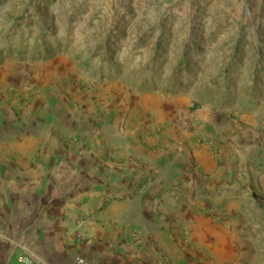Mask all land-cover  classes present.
I'll return each instance as SVG.
<instances>
[{
	"label": "rangeland",
	"instance_id": "rangeland-1",
	"mask_svg": "<svg viewBox=\"0 0 264 264\" xmlns=\"http://www.w3.org/2000/svg\"><path fill=\"white\" fill-rule=\"evenodd\" d=\"M0 64L37 86L25 96L14 83L18 119L49 98L141 120L137 136H158L155 147L194 132L223 172L219 196L229 191L250 224L220 264H264V0H0ZM160 104L174 111L158 122L146 109ZM223 120L234 125L217 136L235 149L233 165L214 146Z\"/></svg>",
	"mask_w": 264,
	"mask_h": 264
},
{
	"label": "crops",
	"instance_id": "crops-1",
	"mask_svg": "<svg viewBox=\"0 0 264 264\" xmlns=\"http://www.w3.org/2000/svg\"><path fill=\"white\" fill-rule=\"evenodd\" d=\"M20 76L0 64V264H19L18 254L41 264H220L240 251L250 224L229 191L219 196L223 172L194 132L155 147L158 136H137L141 120L129 126L49 98L18 119L14 83L25 96L37 87ZM146 111L161 122L174 107ZM214 125V146L233 165L235 149L217 136L234 125Z\"/></svg>",
	"mask_w": 264,
	"mask_h": 264
},
{
	"label": "built area",
	"instance_id": "built-area-1",
	"mask_svg": "<svg viewBox=\"0 0 264 264\" xmlns=\"http://www.w3.org/2000/svg\"><path fill=\"white\" fill-rule=\"evenodd\" d=\"M16 261L19 264H41L40 262L36 261L33 257H31L27 254H18L16 256ZM69 264H93V263L90 262L85 257L78 256Z\"/></svg>",
	"mask_w": 264,
	"mask_h": 264
}]
</instances>
